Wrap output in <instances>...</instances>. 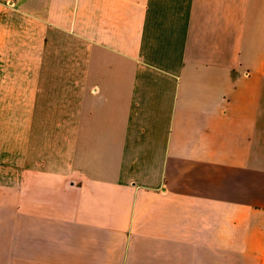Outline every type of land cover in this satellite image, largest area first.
<instances>
[{"label": "crops", "instance_id": "obj_1", "mask_svg": "<svg viewBox=\"0 0 264 264\" xmlns=\"http://www.w3.org/2000/svg\"><path fill=\"white\" fill-rule=\"evenodd\" d=\"M0 264H264V0H0Z\"/></svg>", "mask_w": 264, "mask_h": 264}]
</instances>
